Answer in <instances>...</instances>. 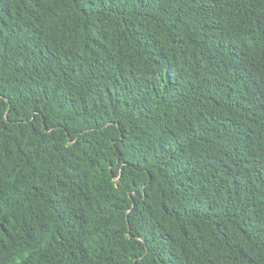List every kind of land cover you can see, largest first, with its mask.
I'll use <instances>...</instances> for the list:
<instances>
[{"label": "trees", "instance_id": "16d2710c", "mask_svg": "<svg viewBox=\"0 0 264 264\" xmlns=\"http://www.w3.org/2000/svg\"><path fill=\"white\" fill-rule=\"evenodd\" d=\"M0 264H264V0H0Z\"/></svg>", "mask_w": 264, "mask_h": 264}]
</instances>
